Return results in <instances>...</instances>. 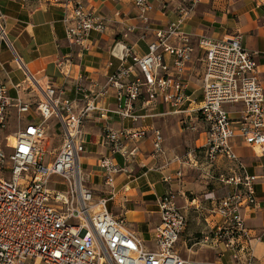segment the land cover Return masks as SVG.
I'll return each mask as SVG.
<instances>
[{"label":"built area","instance_id":"2783aa9c","mask_svg":"<svg viewBox=\"0 0 264 264\" xmlns=\"http://www.w3.org/2000/svg\"><path fill=\"white\" fill-rule=\"evenodd\" d=\"M152 1L132 0L135 20L141 27L137 24L126 27V33L141 29L142 41H147L149 34L153 36L147 43V53L130 54L122 45L121 56H114L119 65L103 87L76 85L78 101L65 99L64 89L54 86L49 79L41 83L25 75L26 81L14 89L17 94L21 90L38 100L23 102L18 97L12 104L0 77V133L6 127L10 108L16 109L23 123L14 133V145H9L8 136L0 143V171L9 174V179L0 176V264H192L178 253L177 243L186 227V215L177 205L172 190L156 200L159 222L148 241L133 232L124 218L109 211L108 203L115 196L114 177L125 172L139 151L136 145L129 149L127 144L150 139L151 155L164 156L160 130L118 131L109 125V120L115 116L138 122L140 116L134 105L141 99L147 104L167 105L177 114L187 112L185 105L192 103L187 93V72L195 61L203 67L202 101L192 113L206 135V161L213 164L224 160L231 164L229 172L218 177L219 183L230 191L213 207L212 214L218 221L201 242H218L233 258L236 250H243L241 240L248 238L245 221L259 208L255 193L259 177L247 173L232 143L239 138L255 154H264V89L257 78L255 54L243 47L239 33L214 39L192 38L183 32L186 20L203 0H178L173 11L175 19L159 28L150 19ZM154 1L161 10H166V0ZM50 2L63 11L61 21L68 47L89 50L91 35L106 31L105 18L82 0ZM0 38H5L1 24ZM62 66L59 62L61 70ZM62 74L68 77L63 71ZM110 92L116 102L114 109L102 105ZM227 106L240 108L235 117H231ZM52 119L62 128V143L53 157L47 159L45 124ZM88 120L101 124L99 144L112 155L120 156L123 162L119 166L111 157H102L97 162L107 196H96L84 186L81 158L86 153V141L82 126ZM181 125L185 127L186 122L182 120ZM177 177H181L180 172ZM53 178L57 179L56 188H49ZM170 180V177L162 179L166 184Z\"/></svg>","mask_w":264,"mask_h":264},{"label":"crops","instance_id":"0c3cea01","mask_svg":"<svg viewBox=\"0 0 264 264\" xmlns=\"http://www.w3.org/2000/svg\"><path fill=\"white\" fill-rule=\"evenodd\" d=\"M82 2L106 20V31L103 34H92L89 50L86 51L80 47L70 48L66 44L61 21L63 11L59 5L51 3L50 0H38L32 3L0 0V24L5 33V38H0V77L12 104L18 97L23 102L34 103L38 100L37 96L26 94L21 90L17 94L14 89L17 84L26 81L25 75L39 79L41 83L49 79L54 86L64 89L65 99L78 101L80 96L76 85L79 83L91 88L96 84L98 87H103L107 77L119 65V60L114 56L117 58L121 56L122 45L130 54L142 56L147 53V43L153 37L151 34L147 37V41H142L141 29L126 33L127 25L137 24L141 27L135 20L136 10L129 0H82ZM177 2L178 0H166V10L163 11L157 2L152 1L153 10L150 19L155 27H165L175 19L173 11ZM210 2L215 5V0H203L198 8L200 10L207 8ZM228 6L232 7L235 17L232 24L228 25L232 28V33L224 31L221 34L217 33L216 37H214L216 33L210 36L201 34L195 27L198 23L193 19L194 14L186 20L182 30L192 38L207 36L218 39L239 33L242 36L243 47L255 54L253 60L257 78L264 89V0H232ZM115 36H119L120 39H116ZM59 62L64 65L62 70L58 67ZM202 70L201 63L195 61L187 72L189 81L187 93L192 99V103L184 107L187 108V112L177 114L167 105L147 104L141 99L134 105L135 113L140 116L138 122L123 121L115 116L109 120V125L114 130L154 128L160 130L163 136L164 156L158 158L151 155L150 139L127 144L129 149L136 145L139 151L126 166L125 172L114 177L115 196L109 203L114 202L117 208L111 210L108 203L109 211L115 214V217L124 218L129 228L145 241L149 240L151 232L159 222L156 200L165 191L172 190L176 194L177 205L182 202L184 206L201 208L206 205L202 204L203 202L209 201L213 204V208L216 202L230 191V188L222 186L217 181V177L220 174H227L231 164L224 160H218L213 164L206 161L204 154L206 135L203 125L196 114L192 113L198 109L202 101L200 88ZM62 71L68 74L67 78ZM12 72L21 75L19 82L13 79ZM102 101L103 106L114 109L116 102L113 92ZM239 109L237 106H227L231 117H235ZM10 111L16 113L14 108H10ZM182 120L186 122L185 128H182ZM186 126L193 127L194 130L187 129ZM45 127L49 131V128ZM100 131L101 124L95 120H88L83 124L86 154L81 158V164L84 163L85 167L84 177L88 172L86 181L91 179L92 182L98 183L100 188L93 189L88 185L86 187L96 196H107L108 190L104 186L103 172L98 168L97 162L102 157L113 158V163L119 166H123V162L120 156L112 155L107 148L99 144ZM185 131L189 135L181 136ZM61 136L54 154L61 146ZM91 137L94 139L91 140ZM232 145L236 155L246 167L247 173L259 177L255 184L259 208L247 218L249 220L257 213L253 224L260 234L254 242L255 249L264 239V154H255L239 138L234 139ZM91 152L95 155L92 156ZM178 172L181 173L180 178L177 177ZM164 177L171 178L169 184L163 183ZM208 184L219 189L220 195L216 197L215 190L208 191ZM188 192L191 194L200 192L202 197L188 199L186 197ZM213 200L217 201L212 203ZM139 225L148 227L147 238L144 237L145 234L133 230V226ZM207 227L212 226L207 223Z\"/></svg>","mask_w":264,"mask_h":264},{"label":"rangeland","instance_id":"374dc122","mask_svg":"<svg viewBox=\"0 0 264 264\" xmlns=\"http://www.w3.org/2000/svg\"><path fill=\"white\" fill-rule=\"evenodd\" d=\"M26 3L37 2L38 0H17ZM232 1V0H231ZM230 1V2H231ZM132 4V0H129ZM226 0H215V5L210 4L207 8H198L200 4L197 5L194 11V21L197 22L195 27L197 31L201 34L210 36L217 33L221 34L222 32L226 31L227 33H232L233 30L229 27V24H232L233 20L235 19L232 7H229ZM133 6V4H132ZM204 19V21H203ZM116 39H120L119 36H115ZM13 79L19 82L21 80V75L18 73L12 72ZM24 86V85H23ZM175 125V124H174ZM45 126L46 129V141L44 142L45 148L48 149V157L47 159H51L53 157V152H55V148L59 145L58 140H60V136L62 134V128L60 125H56V120L52 119L46 122ZM23 127L21 115H18L12 111H10V116L7 120L6 127L0 133V143H4V139L6 136H12L15 132ZM185 128V127H182ZM189 134L185 131L181 136H188ZM94 138L91 137V140ZM50 143V147H48ZM6 152L9 153L10 151L6 149ZM86 154V153H85ZM84 154V155H85ZM91 155L94 156V152H91ZM81 169L84 172L85 167L84 163L81 165ZM88 175V172L85 173ZM0 176L9 179V174L7 171H0ZM219 177V176H218ZM217 177V179H218ZM56 178L50 180L49 188H56L54 186V182ZM218 181V180H217ZM213 182V180L211 181ZM219 182V181H218ZM89 186L90 188L99 189L98 183L92 182L91 179H88L84 186ZM223 186V185H222ZM225 187V186H224ZM59 189H64V186H58ZM87 188V187H86ZM89 189V188H88ZM215 190V196H219L221 193L219 189L214 188L212 185L209 186L208 184V191ZM222 191V190H221ZM218 192V193H217ZM186 197L188 199H200L202 194L199 192H195L193 194L186 193ZM216 202L217 200H213L212 203ZM179 203V202H178ZM202 204H206L201 207L195 206H184L182 202L178 204V206L182 207V211H184L186 215V227L184 233L181 235L178 243L177 249L179 255L186 260H189L191 263L197 264H264V239L261 240L255 247L252 252V248L254 247V242L256 241L257 237L259 236L260 232H257V227L253 223V219L257 213L253 214L249 220L245 222V227L248 232V238L246 240H241V247L243 250H236V258H233V254L228 250L225 249L224 246H218V242H208L207 244L202 243L203 236L209 231L207 227V223L209 226H214L218 218L212 214V206L211 201L203 202ZM109 207L111 210L116 209L117 206L114 202L109 203ZM115 215V214H114ZM118 218V217H117ZM146 226H133V230L136 232H141L145 238H147V231Z\"/></svg>","mask_w":264,"mask_h":264},{"label":"bare ground","instance_id":"6f19581e","mask_svg":"<svg viewBox=\"0 0 264 264\" xmlns=\"http://www.w3.org/2000/svg\"><path fill=\"white\" fill-rule=\"evenodd\" d=\"M8 143H9V145H14L15 144L14 135L8 136ZM192 264H197V263H192Z\"/></svg>","mask_w":264,"mask_h":264}]
</instances>
